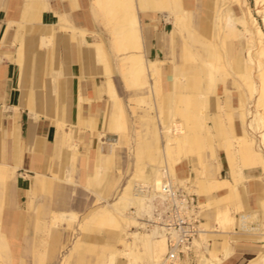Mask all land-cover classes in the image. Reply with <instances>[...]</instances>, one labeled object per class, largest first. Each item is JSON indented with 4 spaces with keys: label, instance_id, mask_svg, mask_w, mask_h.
Returning <instances> with one entry per match:
<instances>
[{
    "label": "bare ground",
    "instance_id": "obj_1",
    "mask_svg": "<svg viewBox=\"0 0 264 264\" xmlns=\"http://www.w3.org/2000/svg\"><path fill=\"white\" fill-rule=\"evenodd\" d=\"M256 1L264 23V0ZM38 2L28 0L26 9L30 12L26 19L29 22L40 15L42 9ZM211 2L202 0V10L196 20L193 3L189 0L188 3L186 0H95L96 8L110 26V52L116 59L128 93L125 103L118 92L117 78L104 43L95 41L88 45L96 50L108 95L112 99L109 102L113 101L115 105L113 121L108 130L103 131L106 142L98 148V157L107 156L110 167L106 168L112 169L114 148L123 146L126 140L133 159V168L121 183L117 197L110 202L98 195L96 206L89 212L85 223L79 225L82 233L105 230L117 234L118 245L106 248V264H162L168 252L166 237L157 226L146 229H149L148 224L153 217L154 202L166 183L195 194L199 199L200 217L217 227V230L204 227L200 237L194 241L198 264H222L234 256L232 243L236 245L238 242L233 238L234 234L264 232V201L260 210L247 209L240 190L241 185L250 181L246 177L248 170L258 167L264 170V29L247 0H214V10H211ZM141 15L149 18L155 29L162 15L173 24V29L165 34L164 43L157 45L155 57L150 56V44L144 34L149 25H143ZM58 18V28L71 31L73 40L87 46L86 31L73 26L67 14L58 15ZM238 25L243 27V31L238 29ZM53 34L45 38L40 36V39L37 38L39 35L36 36L35 51L52 46ZM242 36H246L243 42L246 56L239 54L238 43L234 42ZM178 37L180 46L176 41ZM194 44L199 48L195 49ZM20 47L22 54L24 44L21 43ZM19 62L23 73L26 66ZM44 72L45 65L42 74ZM57 74L53 72L55 83ZM189 77L193 80L189 81ZM204 81L208 84L206 93L201 91ZM165 91L169 93L166 95ZM79 92L82 107L85 102L83 89ZM211 95L213 100L209 99ZM212 104L220 114L216 127L218 143L208 120ZM129 109L132 117L137 115L152 125L153 139L141 146L135 147V141L144 135L129 126ZM83 119L79 109V123ZM57 126L65 140L74 142L81 138L83 131L79 124L71 125L67 130L68 124L58 120ZM84 131L85 138L89 140L98 132L94 127ZM217 146L228 165L227 178L219 176L223 165L218 159ZM79 152V146L71 144L69 160L63 164L59 178L73 182V176L66 169L72 173L75 171ZM189 165L195 177L186 170ZM94 168L95 172L88 179L90 185L101 179L103 171L98 164ZM8 170L0 164L1 180L6 178ZM219 206L223 208L219 210ZM243 217H246L245 225H242ZM77 219L78 215L72 212L54 214L52 224L72 226ZM2 222L1 214L0 254L5 251L15 254L16 243L6 238ZM81 238L80 235L74 241L71 255L80 246ZM203 243L220 250L222 256L219 259L206 258L201 251ZM72 258L66 256L63 264H71ZM186 258L188 264L189 255ZM176 264L184 262L180 259ZM260 264H264V258Z\"/></svg>",
    "mask_w": 264,
    "mask_h": 264
},
{
    "label": "crops",
    "instance_id": "obj_2",
    "mask_svg": "<svg viewBox=\"0 0 264 264\" xmlns=\"http://www.w3.org/2000/svg\"><path fill=\"white\" fill-rule=\"evenodd\" d=\"M27 3L28 0H0V164L10 169L6 178L0 179V217L2 214L1 226L6 238L16 243L15 254L9 251L0 254L3 258H0V264H63L66 256H73L71 264H106V248L118 245L117 234L105 230L79 233V227L96 206L98 195L110 202L117 197L129 171V164L125 169L117 161L119 147L128 146L126 140L123 146L114 148L112 162L115 169L106 168L109 166L107 156L98 157L100 147L106 142L104 130H108L115 115V105L109 102L107 82L102 76L96 50L88 45L95 41L104 43L117 78L118 92L125 103L128 97L116 59L110 52V26L96 8L95 0H39L37 5L42 10L38 19L32 22L26 19L30 12L26 9ZM63 14H67L73 26L87 32V46L73 40L71 31L58 28V15ZM141 19L145 27L149 25L144 34L150 44V56L154 57L157 45L164 43L165 34L170 31L159 33L149 18L141 15ZM52 34L55 35L53 45L35 51L36 36L40 39ZM21 43L25 48L22 54ZM19 61L26 66L23 73ZM53 72L58 73L56 83ZM192 80L189 77V81ZM81 88L85 98L82 107L79 101ZM79 109L84 118L81 123L78 121ZM58 120L68 124L67 130L71 125L79 124L83 131L81 138L74 142L65 140L58 129ZM91 127L97 128L98 132L89 140L85 138L84 130ZM71 144L80 148L75 171L66 169L73 176V182L59 178L63 164L69 160ZM97 164L103 168L101 179L96 181L98 184L90 185L88 179ZM259 168L251 169L252 172L248 170L246 177L250 181L240 187L247 209L262 208L264 170ZM257 170L260 174L248 175ZM79 188L87 189L93 197L82 205L84 218L72 199ZM65 212L78 215L72 226L52 224L54 214ZM208 226L217 230L212 223ZM80 235L81 244L71 255L74 241ZM233 238L238 239L236 245L232 243L234 256L222 264L261 263L264 232L234 234ZM215 254L216 259L222 256L220 250ZM196 258L198 264L197 255ZM186 260V257L182 259L184 264H187ZM188 264H191L190 255Z\"/></svg>",
    "mask_w": 264,
    "mask_h": 264
},
{
    "label": "built area",
    "instance_id": "obj_3",
    "mask_svg": "<svg viewBox=\"0 0 264 264\" xmlns=\"http://www.w3.org/2000/svg\"><path fill=\"white\" fill-rule=\"evenodd\" d=\"M152 215L148 227L157 226L168 244L162 264H176L181 258L193 254L194 241L204 231V220L199 215V199L195 194L166 183L160 197L154 202ZM246 223V217H243L242 225Z\"/></svg>",
    "mask_w": 264,
    "mask_h": 264
},
{
    "label": "rangeland",
    "instance_id": "obj_4",
    "mask_svg": "<svg viewBox=\"0 0 264 264\" xmlns=\"http://www.w3.org/2000/svg\"><path fill=\"white\" fill-rule=\"evenodd\" d=\"M189 1H192V3H193V8H194V11H195L194 18H196V20H197V19H199V15H200L201 10H202V0H189ZM247 1L249 3V6L252 9L253 14L255 15V17L257 18L258 22L260 23V25L264 29L263 17L258 13L257 1L256 0H247ZM186 3H188V0H186ZM213 5H214V0H212V2H211V10H214ZM230 8H233V7L230 6ZM227 9H229V8H227ZM232 13H233V11H232ZM162 20H163V24H161ZM237 27H238V29L240 31H243V27L242 26L238 25ZM172 29H173L172 22L171 21L170 22L166 21L165 17L162 15L160 23L158 25V32L159 33H161V32L164 33V32L171 31ZM245 40H246V36H242L241 38H239V39L234 41V42L238 43L237 47H238V50H240L239 54H242L241 56H246V54H247L246 49H243V42ZM176 41H177V45L180 46V43H181L180 37H178L176 39ZM231 41H233V40H230V42ZM193 46H194L195 49L199 48L198 44H194ZM120 90H121V93H124L123 92L124 89L122 90V87H120ZM201 91L204 92V93L208 92V84H207L206 81H204V84L202 85V90ZM165 93L167 95L169 93V91H165ZM213 98H214V96H212V95L209 96L210 100H213ZM109 99H110V97H109ZM127 99H128V97H127ZM110 100H112V99H110ZM143 108L147 109V107L145 108V106ZM129 112H130V109H129ZM140 114H142V113H140ZM144 115L146 116L147 114H144ZM219 119H220L219 111H218L217 107L212 104V106L208 110V120L210 122V125L213 127L212 132L216 136V142L217 143L219 142V138H218V131H217L216 127L218 126ZM128 124H129L130 127L132 126L135 130L141 131V134L144 135L143 136L144 138H141L140 140L135 141V147L141 146V144H145L146 142H149V141H151L153 139V138H151L152 137V134H151L152 125H151V123L149 121L142 120L139 117H137V115H136V117H134V116L132 117V113L131 114L128 113ZM94 129L98 131L97 128H94ZM217 148H218V153H217L218 159L221 160L222 165H223L222 171H221L219 176L227 178L228 175H229V173H228V165H227V162H226L224 154L223 153L220 154L221 148L219 146H217ZM117 155H118L117 156V161L119 163H121V165L125 169L127 168V165L129 164V171L127 172L128 174L126 175V179H127L129 177L130 170L133 168L132 167L133 159H130V157H129L128 147H126V146L125 147H121L120 146L118 151H117ZM186 170L190 171L192 176H194V177L196 176L195 172L192 171V166L189 165L186 168ZM258 174H260L259 170H257L253 174L249 173L248 175L255 176V175H258ZM241 198L243 200L242 196H241ZM72 199H74V204H76V206L78 207L77 210H78L79 214L80 215L82 214L81 218H84V214H83L84 210L82 209V207H83L82 205L87 200L93 199L92 195L90 194V192L86 191L84 188H79L78 194H75ZM243 202H244V200H243ZM222 208H223L222 206H219V210L222 209ZM201 218H203V217H201ZM204 223H211L210 221H205L204 220L203 227H205L206 229H211L207 224H204ZM255 226H256V224H255ZM134 230L137 231V229H135V228H134ZM146 230H151V228L146 229ZM79 233H82V230H79ZM205 245L206 244L203 243L202 248H201L202 253H204L208 258H216L215 252L217 251V249H214V247L212 245L211 246L210 245H206L205 246ZM102 252H103V250H102ZM190 258H191V264H196V259L197 258H196L195 252H193V254L190 255Z\"/></svg>",
    "mask_w": 264,
    "mask_h": 264
}]
</instances>
